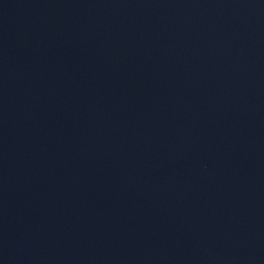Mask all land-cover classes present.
Masks as SVG:
<instances>
[{
  "label": "water",
  "instance_id": "1",
  "mask_svg": "<svg viewBox=\"0 0 264 264\" xmlns=\"http://www.w3.org/2000/svg\"><path fill=\"white\" fill-rule=\"evenodd\" d=\"M0 264H264V0H0Z\"/></svg>",
  "mask_w": 264,
  "mask_h": 264
}]
</instances>
